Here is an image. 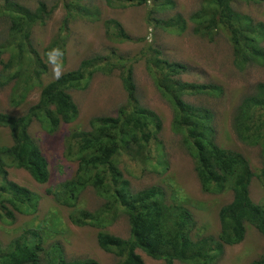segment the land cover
I'll use <instances>...</instances> for the list:
<instances>
[{"label": "trees", "instance_id": "1", "mask_svg": "<svg viewBox=\"0 0 264 264\" xmlns=\"http://www.w3.org/2000/svg\"><path fill=\"white\" fill-rule=\"evenodd\" d=\"M84 1L71 0L65 5L64 22L42 52L33 34L37 27L48 24L57 6L49 8L39 2L31 9L13 0H0V19L9 24L8 38L0 43V87L12 86L11 104L15 108L26 104L33 90L41 91L40 100L25 114L0 112V130L7 131L11 139L9 144H0V219L9 222L17 214H35L41 200L37 193L11 180L9 169L26 171L38 184L50 181L49 161L31 137L32 125L38 122L47 133L54 134L62 125L72 124L79 116V108L71 92L84 89L99 74L110 77L119 73L127 104L119 108L116 116L92 119L91 130L77 126L67 136L64 155L67 161L78 164L77 170L70 180H63L54 190L47 191L61 206L70 209L69 221L78 227L100 230L99 247L114 254L118 264H145L138 251L165 264H218L227 247L244 242L249 226L264 237V206L254 203L250 192L255 177L264 188V83L257 85L253 95L243 98L232 117V128L239 142L261 149L262 168L256 174L242 153L225 149L218 143L214 113L185 99L187 96L219 97L223 94L222 87L183 81L181 76L187 73L188 67L163 59L158 47L147 45L141 53L157 90L173 107L172 130L182 135L194 159L203 192L233 194L232 201L219 212V234L203 235L194 214L181 202L168 203L164 189L157 186L133 192L121 171L124 158L145 165L152 161L150 145L156 142L157 147L161 146L162 121L140 102L134 60L122 56L116 49L110 50L106 55L96 54L85 59L77 70L45 83L52 67L46 54L59 48L63 52L62 64L66 62L70 23L99 14L97 6L92 8ZM106 1L113 8L124 3L149 8L153 1L148 13L150 26L179 35L191 27L195 36L210 43L223 34L231 44L235 67L242 71L252 65L264 67L261 44L264 23L237 10L235 4L243 0H203L199 10L189 18L176 14L166 20L156 16L174 9L171 0ZM103 25L113 43L136 41L117 20H106ZM5 55L9 56L8 60ZM90 188L105 201L94 212L79 208L81 196ZM121 213L129 221L128 239L105 232ZM43 245L38 231L16 238L7 247L0 242V264H100L94 259L69 261L57 244L48 255ZM251 264H264V250Z\"/></svg>", "mask_w": 264, "mask_h": 264}, {"label": "rangeland", "instance_id": "2", "mask_svg": "<svg viewBox=\"0 0 264 264\" xmlns=\"http://www.w3.org/2000/svg\"><path fill=\"white\" fill-rule=\"evenodd\" d=\"M13 1L31 9H35L39 2H44L49 8L57 6L48 24L45 27H37L33 34L38 49L43 52L60 30L66 16L64 7L71 0ZM171 1L174 2V9L156 16L158 19L166 20L176 14L189 18L199 10L203 0ZM85 2L92 8L97 6L99 14L89 17L88 20L77 18L70 23L63 73L77 70L85 59L96 54L106 55L114 49L122 56L134 60V76L140 102L145 108L154 111L162 121L159 135L161 146L157 147L156 142L150 145L152 161L145 165L124 158L121 171L130 182L133 192L153 186L164 189L168 203L181 202L194 214L201 234L216 237L220 232L219 212L232 201L233 194L227 192L213 195L203 192L195 171L194 159L185 147L182 135L172 130L173 107L157 90L153 76L148 72L146 59H142L141 53L147 45L158 47L163 59L188 67L187 73L181 76L183 81L222 87L223 94L219 97L187 96L185 99L192 105L206 107L214 113L218 143L225 149L242 153L250 161L256 174L262 168L261 149L248 147L239 142L232 128V117L243 98L253 95L257 85L264 83V67L252 65L243 71L235 67L231 44L223 34L219 35L214 43H210L195 36L191 27L185 34L179 35L150 26L148 13L153 8V1L149 8L146 5L135 6L128 3L113 8L108 6L106 0H86L84 4ZM235 6L239 12L264 23V0L237 1ZM111 19L119 21L136 41L124 44L111 42L103 25L104 21ZM8 32L9 24L0 19V43L8 38ZM261 44L264 47V41ZM4 58L8 60L9 56L5 55ZM46 78V84L56 79L52 67ZM84 87L71 92L79 108V116L72 124L62 125L54 134L47 133L38 122L32 125L31 137L49 161L50 181L47 184H38L26 171L9 169L11 180L37 193L41 200L39 210L35 214H17L15 220L9 222L0 219V242L7 247L16 238L38 231L48 255L53 245L57 244L63 248L69 261L94 259L100 264H118L119 260L114 254L107 253L99 247L97 235L100 230L90 226L73 225L69 221L70 209L61 206L52 195L47 194L48 190H54L59 186V182L74 177L77 170L78 164L67 161L64 155L67 136L77 129V126L86 131L91 130L92 119L116 116L119 108L127 104V93L122 86L119 73L110 77L99 74ZM40 92L38 88L33 90L26 104L15 108L11 104L12 86L0 87V112L23 115L40 100ZM9 143L11 139L8 132L0 130V144ZM250 192L253 202L264 206V188L256 177L252 181ZM104 203L105 201L90 188L81 196L79 208L94 212ZM105 232L128 239L130 225L127 216L121 213L117 221ZM263 250L264 237L254 227L249 226L244 242L238 246L227 247L218 264H251L258 259ZM138 253L143 257L145 264H165L163 261L149 258L142 251ZM48 255L46 259L49 258Z\"/></svg>", "mask_w": 264, "mask_h": 264}, {"label": "clouds", "instance_id": "3", "mask_svg": "<svg viewBox=\"0 0 264 264\" xmlns=\"http://www.w3.org/2000/svg\"><path fill=\"white\" fill-rule=\"evenodd\" d=\"M48 56V61L52 65L53 75L56 79H59L63 73V64L62 57L63 52L59 48L52 49L49 53L46 54Z\"/></svg>", "mask_w": 264, "mask_h": 264}]
</instances>
